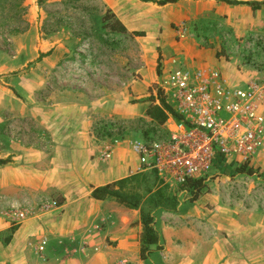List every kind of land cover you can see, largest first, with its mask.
<instances>
[{
    "label": "rangeland",
    "instance_id": "1",
    "mask_svg": "<svg viewBox=\"0 0 264 264\" xmlns=\"http://www.w3.org/2000/svg\"><path fill=\"white\" fill-rule=\"evenodd\" d=\"M108 11L99 0H0V160L10 161L0 166V219L11 229L14 227L11 213L23 210L29 217L42 211L43 202L39 193H20L8 188L6 181L14 179L22 163L29 166L38 153L46 156L52 152L48 134L66 142L79 127L76 115L63 108L54 111L56 105L101 101L112 94L118 96L130 83L160 76L158 62L162 59L165 41L180 44L194 39L198 47L216 49L218 59L235 63L237 70L257 75L252 82L264 84V14H254V29L247 31H239L232 22L222 25L207 16L173 24L170 31L159 30L156 22L148 17L137 19L134 25L138 30L127 29L123 34L105 28L102 19ZM182 24L189 35L179 41L177 28ZM134 33L144 36L137 37ZM179 55L174 53L172 57ZM237 59L239 64L235 62ZM153 90L159 93L155 84L148 93ZM106 123H113L111 137L101 140L97 131ZM163 130L164 126L150 119L105 122L96 117L90 133L101 145L106 141L130 143L134 139L153 137ZM263 152L264 148L257 157ZM257 157L249 165L256 171L253 176L239 174L233 165L215 168L197 203L200 208L189 209L193 204L181 200L185 212L197 209L201 216L212 218L232 212L234 220L240 223L238 234L228 244L221 245V252L209 253L211 245L199 243L195 238L197 234L201 237L214 234V228L205 227L206 220L202 224L199 216L192 220L182 217V213L179 217L164 214L160 222L168 231L165 237L174 241L169 257H163L167 264H264V155L262 161ZM106 164L99 166L103 169ZM29 172L25 170L27 176ZM175 189L168 187L166 193L181 198L182 193L178 194ZM48 198L60 203L56 195ZM148 206L144 204V209ZM82 208L80 204L73 207L70 218L83 217L86 210L82 212ZM44 234L37 232L32 243ZM46 234L50 243L43 254L55 250V255L58 242L50 233ZM222 234L227 235L226 231ZM26 253L32 264L39 258L32 248ZM78 264H93V261L83 257Z\"/></svg>",
    "mask_w": 264,
    "mask_h": 264
},
{
    "label": "crops",
    "instance_id": "2",
    "mask_svg": "<svg viewBox=\"0 0 264 264\" xmlns=\"http://www.w3.org/2000/svg\"><path fill=\"white\" fill-rule=\"evenodd\" d=\"M99 1L130 30H138L135 28L138 18L141 20L152 18L159 30L165 28L170 31L173 24L177 25L186 20L193 21L207 16L222 25L232 22L233 27L239 31L242 29L247 31L254 29V14H264V6L254 11L247 5L232 6L216 0H178L164 6L143 3L140 0ZM233 1L264 2V0ZM242 15H245V18ZM165 42L160 61V70L162 71L160 76H164L174 68L173 62L176 58L172 55L178 53L179 57L185 60L189 66L219 70L230 86L239 87L242 84L246 86L252 82V79L258 77L252 75L248 70H237L235 63H226L218 59L216 49L198 47V43L194 39L180 44ZM235 62L239 64L238 59ZM160 76H151L150 80L130 83L118 92V96L112 94L101 101L56 105L54 111L63 108L64 111H69L78 117L79 127L76 134L71 135L66 142L56 135L53 137L48 134L52 152L46 156L45 153H38L37 159L33 160L29 166L21 162L20 169L18 168L14 173V179L7 180L6 186L20 193L25 191L39 193L43 203L48 202L50 200L48 197L51 195H56L59 197L61 207L47 212L31 213L14 234L11 233V227L0 219V264H32L26 253L28 248L34 249L35 256L39 255L33 264H52V262L55 264H78L83 261V257L93 261V264H99L102 260L105 261V264L121 262L167 264L163 257L166 259L169 257L174 241L166 238L168 231L160 219L164 214L169 213L178 217L182 213V217L187 216L192 220L193 217L199 216L202 224L206 220L205 223L208 225L205 227L214 228V234L205 237L197 234L195 238L199 243L211 245L209 253L221 252V245L228 244L235 233L238 234L240 223L234 220L232 212L226 211L227 213L224 215L211 218L210 215L203 214L201 216L197 209L185 212V204L181 203L176 212L160 210L153 213L155 227L160 233L163 249L155 251L148 260L143 261L140 256V236L143 233L142 207L131 210L113 199L99 201L92 198V192L96 188L116 183L131 175L147 173L141 172L139 157L132 148L136 140L134 139L130 143L116 141V144L106 141L99 145L90 133L93 119L97 117L105 122L149 119L146 116V111L151 100L156 99L157 104L159 102L157 91L153 90L151 93L148 91L153 84L157 88ZM108 149H110V157L105 159L104 155ZM29 155L34 156V154ZM263 155H259L257 160L262 161ZM100 163L107 164L101 169ZM231 165L228 162H222L216 169L225 166V168H229ZM25 170H29L30 175L27 176ZM1 176L0 173V178ZM201 197L198 201L193 202V206H190L189 209L200 208L197 203L200 202ZM77 204L83 207L82 212L85 210L86 212L83 213V217L70 218V212ZM214 218L217 219L214 220ZM222 231H226L227 235L222 234ZM37 232L45 234L42 238L37 239V242L32 243ZM47 232L54 236L58 242V252L55 255L53 254L55 250H52L50 254H43L50 243ZM10 237L11 240L6 245L5 240ZM43 243H45L44 251L39 253L37 248ZM151 249L155 250L156 247H151Z\"/></svg>",
    "mask_w": 264,
    "mask_h": 264
},
{
    "label": "built area",
    "instance_id": "3",
    "mask_svg": "<svg viewBox=\"0 0 264 264\" xmlns=\"http://www.w3.org/2000/svg\"><path fill=\"white\" fill-rule=\"evenodd\" d=\"M188 35L184 24L177 28L179 41ZM175 58L174 68L160 76L157 90L180 120L169 116L162 133L133 143L141 172H154L164 186L178 188L188 181H207L222 162L249 166L264 148V84L230 86L219 70ZM109 157L110 149L104 155ZM60 207L57 200L41 204L45 212ZM28 215L16 210L10 217L19 226ZM44 245L38 246L39 253Z\"/></svg>",
    "mask_w": 264,
    "mask_h": 264
},
{
    "label": "trees",
    "instance_id": "4",
    "mask_svg": "<svg viewBox=\"0 0 264 264\" xmlns=\"http://www.w3.org/2000/svg\"><path fill=\"white\" fill-rule=\"evenodd\" d=\"M141 1L145 3H155L158 6H164L170 3H175L178 0ZM218 1L232 6L247 5L250 6L254 11L261 9V7L264 6V2H239L233 0ZM102 23L109 32H120L123 34L128 32L127 28L110 10L103 17ZM134 35L137 37L144 36L143 33H134ZM160 61L161 59H159L158 62V72H160L161 68ZM157 100L159 104L156 103V99H152L151 104L146 111V116L153 123H156L160 127L164 126L169 116H173L175 119L180 120V117L175 112V110L169 104H167L161 91L158 93ZM112 124L113 123H106L105 126L99 128L97 131V137L101 140L111 137L110 132L113 127ZM9 163V160H0V166H5ZM238 172L241 175L253 176L256 171L253 169V167L243 165L238 168ZM141 186H144V188L141 189ZM206 187V181L204 180L188 181L187 183L179 186L177 189L178 194L183 193L181 198L178 195L172 196L166 193L168 187L164 186L162 182L159 181L157 175L154 172H147L131 175L128 178L120 180L116 183L96 188L92 192V198L99 201L113 199L120 205L131 210H136L142 207L143 233L140 236V256L143 261H146L155 251H161L163 249L160 233L155 227V217L153 213L160 210L176 212L181 204L182 199H184L186 202H196L204 194ZM147 196V201H144L145 197ZM144 204H148L149 206L144 209ZM17 229L18 227L14 226L11 229V233L14 234ZM10 240L11 237L6 239L5 244L7 245ZM151 247H156V249L152 250Z\"/></svg>",
    "mask_w": 264,
    "mask_h": 264
}]
</instances>
